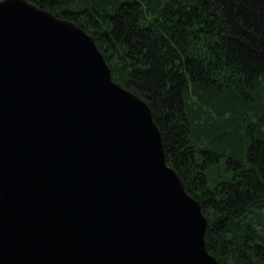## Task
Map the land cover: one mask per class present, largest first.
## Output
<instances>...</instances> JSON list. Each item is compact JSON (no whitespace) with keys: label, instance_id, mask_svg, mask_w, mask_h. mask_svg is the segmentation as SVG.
Wrapping results in <instances>:
<instances>
[{"label":"water","instance_id":"95a60500","mask_svg":"<svg viewBox=\"0 0 264 264\" xmlns=\"http://www.w3.org/2000/svg\"><path fill=\"white\" fill-rule=\"evenodd\" d=\"M208 226L94 36L0 0V264H222Z\"/></svg>","mask_w":264,"mask_h":264},{"label":"trees","instance_id":"16d2710c","mask_svg":"<svg viewBox=\"0 0 264 264\" xmlns=\"http://www.w3.org/2000/svg\"><path fill=\"white\" fill-rule=\"evenodd\" d=\"M149 103L222 264H264V0H31Z\"/></svg>","mask_w":264,"mask_h":264}]
</instances>
